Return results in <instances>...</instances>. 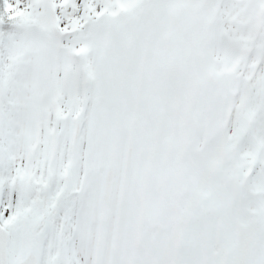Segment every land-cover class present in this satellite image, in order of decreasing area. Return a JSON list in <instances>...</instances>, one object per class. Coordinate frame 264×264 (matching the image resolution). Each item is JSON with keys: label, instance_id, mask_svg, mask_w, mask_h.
Listing matches in <instances>:
<instances>
[{"label": "snow or ice", "instance_id": "snow-or-ice-1", "mask_svg": "<svg viewBox=\"0 0 264 264\" xmlns=\"http://www.w3.org/2000/svg\"><path fill=\"white\" fill-rule=\"evenodd\" d=\"M0 264H264V0H0Z\"/></svg>", "mask_w": 264, "mask_h": 264}]
</instances>
